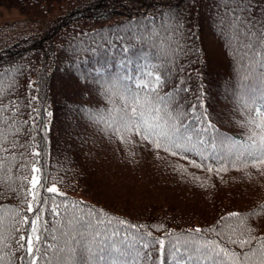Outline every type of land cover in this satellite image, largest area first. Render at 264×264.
Listing matches in <instances>:
<instances>
[{
  "label": "trees",
  "instance_id": "16d2710c",
  "mask_svg": "<svg viewBox=\"0 0 264 264\" xmlns=\"http://www.w3.org/2000/svg\"><path fill=\"white\" fill-rule=\"evenodd\" d=\"M220 2L9 0L24 16L0 24V73L5 74L0 79L4 106L0 130L7 135L3 142L7 151L0 150V156L15 157L5 161L12 169L10 175L31 179L28 162H35L42 183L47 176L45 188L54 183L64 193L55 196L60 211L77 202L85 212L89 207L96 210L105 224L111 219L107 231H117L111 241L136 240L143 254L140 264H154L158 258L174 264L159 252L158 244L147 249L142 244L162 239L167 248L172 236L182 242L196 228L202 230L195 234L197 239L216 240L241 258L258 248L257 240L243 248L229 243L232 233L227 225L236 229L237 236L243 233L242 238H264V165L255 168L249 163L245 168L238 161L226 171L209 172L192 163L220 168L211 158L224 154L219 141H247L251 131H259L246 123L255 116L250 109L264 111L260 57L242 59L241 54H232L217 27ZM251 2L258 15L264 0ZM175 21L182 25L178 31L161 28ZM177 43L182 52L173 51ZM148 72L153 80L161 76L160 95L175 97L184 129L194 142L199 134L204 142L197 149L209 159L195 151L172 155L134 129L121 139L105 130L103 121L89 118V111H97L111 123L120 114L114 109L125 107L122 95L150 91L140 87L141 81L150 79ZM105 89L116 93L114 104L103 94ZM208 124L214 128L205 130ZM29 186L21 188L18 180L0 184V205L14 206L31 219L34 213L27 212L24 197L17 194ZM45 188L40 189L41 197L52 196ZM43 207V218L51 227L59 217L50 212L51 203ZM233 212L239 218L222 219ZM131 224L144 227L131 228ZM27 231L25 225L8 234L3 252L10 256V264H25L19 237L27 236ZM140 234H145L142 240Z\"/></svg>",
  "mask_w": 264,
  "mask_h": 264
},
{
  "label": "snow or ice",
  "instance_id": "6c2138e0",
  "mask_svg": "<svg viewBox=\"0 0 264 264\" xmlns=\"http://www.w3.org/2000/svg\"><path fill=\"white\" fill-rule=\"evenodd\" d=\"M218 24L217 27L220 34L224 36L228 42V47L235 56L241 54L242 59L249 56L255 58L260 57L259 63L264 67V9L259 14L253 12V4L251 0H221L217 5ZM182 25L179 21L174 24L166 22L161 28L164 31H170L175 28L176 31ZM160 34L159 30L155 33ZM181 35H184L181 33ZM235 45V47H233ZM171 48V45H169ZM183 51L177 43L176 49L173 51ZM5 74L0 73V79ZM150 78L140 82V87L150 88V91L141 94L140 91L122 95L125 107L123 109H114L119 112V116L114 118L111 123L104 120L101 112L89 111V118L99 123L103 121L106 124L105 130H111L113 133L123 139V134L134 129L141 134L144 139H150L156 148H163L170 151L172 155H177L180 151H195L203 160L209 159L204 156L202 151L197 149V144L204 141L197 134L194 142L193 138L187 134L181 120L182 113L177 111L178 102L174 96L169 94L160 95L159 89L163 86L164 81L160 75H156L154 80L151 79L152 73L148 72ZM109 103H113L112 96L116 93L110 89H105L103 93ZM36 99V97H32ZM247 106V105H246ZM4 106L0 104V111ZM250 111L255 112V116H249L247 124L254 125L259 131H251L247 141L237 143L229 142L227 139L220 140L219 145L224 149L223 155L213 154L211 157L221 167L214 169L211 164H196L195 167H206L207 171L220 172L226 171L228 165L237 166V162H241L242 166L247 168L249 163L252 167L259 168L264 165V111L260 108H252ZM49 116L52 114L49 112ZM6 123V122H5ZM26 123V122H25ZM214 128V125L208 124L205 130ZM182 129H184L182 131ZM6 130H0V150L7 151L3 148V142L7 140ZM18 131V130H17ZM33 156H39L38 152H33ZM15 160V157L0 156V184L6 182L21 181V188L25 184L30 185L26 192L17 193L24 197L27 205V212L34 213L30 219L27 215L21 216L18 208L8 205H0V264H10V256L3 252L8 247L6 240L8 234L20 232L25 225L28 226L27 236L20 235L19 248L23 249L25 255L20 257L25 264H140L142 252L137 246V241L127 242V237L120 241H111V236L117 235V231L108 233L107 228L111 225L112 220L109 219L107 224L105 220L96 215V210L89 207L85 212L74 202L70 207L57 204L56 195L63 196L56 184L46 187L48 183L47 176L43 177L41 182V169L36 166L35 162L29 161L31 168V179L28 176H16L13 178L11 167L6 166V160ZM22 167H24L22 165ZM7 169L8 175H5ZM45 188L47 193L52 196L41 197L40 189ZM12 191H17L15 188ZM31 197V199H28ZM51 203L50 212L56 219L51 227L49 222L44 220L43 205ZM102 212V210H101ZM238 213H229L222 219L228 220L232 217L239 218ZM114 219V218H113ZM119 224H126L124 220H119ZM241 225L244 220H240ZM19 225L20 227H17ZM101 226H104L101 229ZM131 228L144 226L130 225ZM231 229L232 235L228 236V242L238 244L243 248L247 244H251L256 239L258 248H253L250 252L242 255L234 251H229L225 247H221L216 240L197 239L195 234H199L202 230L196 228L194 234L184 241L175 239L174 236L169 240L167 248L165 241L154 240L143 243L142 247L147 249L149 244H158L159 252L174 261V264H202L204 261L211 264H225L222 257H226L230 264H264V238L257 239L253 236L242 238L243 233L236 235V229L231 225H227ZM203 231H215V229H204ZM252 231V229H248ZM7 233V234H6ZM145 234H140L138 239L142 240ZM146 235H151L150 233ZM220 235V233H217ZM236 236L235 239L232 237ZM53 243H48V240ZM150 256V253L144 255V258ZM154 264H165L164 259L158 258Z\"/></svg>",
  "mask_w": 264,
  "mask_h": 264
},
{
  "label": "rangeland",
  "instance_id": "374dc122",
  "mask_svg": "<svg viewBox=\"0 0 264 264\" xmlns=\"http://www.w3.org/2000/svg\"><path fill=\"white\" fill-rule=\"evenodd\" d=\"M1 9L2 12L0 13V24L9 21V20H16L22 18L24 15L19 11L18 8L13 7L10 3L9 0H2L1 3ZM56 12H53L52 14H56ZM70 116H74V113H69ZM77 196L81 198H85L83 195L80 193L76 194Z\"/></svg>",
  "mask_w": 264,
  "mask_h": 264
}]
</instances>
